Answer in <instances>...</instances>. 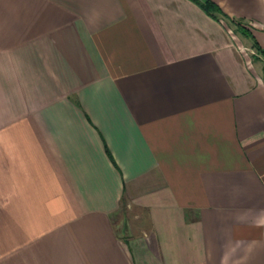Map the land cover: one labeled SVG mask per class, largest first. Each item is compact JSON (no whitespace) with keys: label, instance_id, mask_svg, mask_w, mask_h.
Here are the masks:
<instances>
[{"label":"crops","instance_id":"0c3cea01","mask_svg":"<svg viewBox=\"0 0 264 264\" xmlns=\"http://www.w3.org/2000/svg\"><path fill=\"white\" fill-rule=\"evenodd\" d=\"M210 1L0 0V264H264V0Z\"/></svg>","mask_w":264,"mask_h":264},{"label":"trees","instance_id":"16d2710c","mask_svg":"<svg viewBox=\"0 0 264 264\" xmlns=\"http://www.w3.org/2000/svg\"><path fill=\"white\" fill-rule=\"evenodd\" d=\"M200 5L212 17L219 19V17L221 16L234 24V22L214 2L210 0H205V3H202V4L200 3ZM237 25H238V28L241 29V31H243L244 34L246 35L248 34L245 28L241 27L240 24H237ZM256 48L258 51H260V48L258 46H256Z\"/></svg>","mask_w":264,"mask_h":264},{"label":"rangeland","instance_id":"374dc122","mask_svg":"<svg viewBox=\"0 0 264 264\" xmlns=\"http://www.w3.org/2000/svg\"><path fill=\"white\" fill-rule=\"evenodd\" d=\"M247 52L249 53L250 51L248 50Z\"/></svg>","mask_w":264,"mask_h":264}]
</instances>
